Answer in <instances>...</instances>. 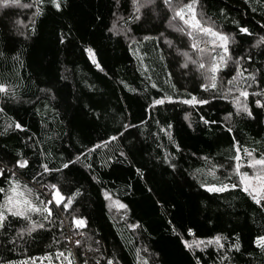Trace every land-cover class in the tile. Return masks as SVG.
<instances>
[{"label": "trees", "instance_id": "1", "mask_svg": "<svg viewBox=\"0 0 264 264\" xmlns=\"http://www.w3.org/2000/svg\"><path fill=\"white\" fill-rule=\"evenodd\" d=\"M19 1L36 13L16 50L0 26V206L15 188L41 211L3 212L0 264H82L86 248L91 264H264V198L234 173L264 159V0H183L234 35L238 66L215 87L167 0Z\"/></svg>", "mask_w": 264, "mask_h": 264}, {"label": "rangeland", "instance_id": "2", "mask_svg": "<svg viewBox=\"0 0 264 264\" xmlns=\"http://www.w3.org/2000/svg\"><path fill=\"white\" fill-rule=\"evenodd\" d=\"M133 1V12H136L138 7H141L146 1L149 0H132ZM188 4H193L195 10L196 19L199 20L200 24L204 28H210L213 32L218 33L221 36H226L227 40V51H225L224 42L221 41L218 37L213 36L209 33H204L198 29L191 28L188 24H185L183 20L176 16V12L181 8L185 9V19H190L191 14L188 13L186 6ZM167 5L170 8L173 16L172 25L175 29L180 31L182 34L189 38V41L192 44L197 45V47H193L187 59L192 60L194 62H198V64L203 65L202 71L205 76V79L208 83H226L228 78L233 73L234 69L237 68V57L233 54L232 45L234 44L235 38L232 32L224 29L219 24L214 22L212 19L207 17L201 10L198 8L196 3H185L183 0H175L170 1L167 0ZM36 13V5L35 4H22L20 1L15 4H9L7 6L0 5V26H2L5 35H6V43L7 47L10 50H16L18 45L21 42H30L32 37L30 36L27 27L29 23L33 20ZM122 15L117 14L114 23L113 30L115 32L122 33L126 35L127 38H131V34L124 25L121 24ZM191 33V35H189ZM136 54L140 55V48L137 47ZM217 67L215 72L211 71L213 67ZM213 77L215 78L213 81ZM245 92L241 89H235L233 93V98L235 100L237 109H242L245 107V96H242L241 93ZM260 160L255 157H251L250 162L247 165H244L241 162H238L234 168V173L237 176L238 184L243 188L249 187V192L253 187L260 189L259 182L255 181L253 178L257 175H264V166L257 165L255 168L251 167L253 161ZM239 166V167H238ZM224 185L223 187H226ZM220 186H207L208 189L218 188L222 189ZM252 195H256L253 193ZM9 198H11V202H9ZM259 200L264 198V191L259 192L257 197ZM25 196L23 192L14 191L13 195H9L6 201L0 206V213L9 212L8 209L11 208L12 212H33L30 210V205L25 204ZM112 207H119L118 202L112 201ZM76 220V219H75ZM264 237V236H263ZM262 238V237H261ZM260 240V239H259ZM188 245L192 246H202L205 244L204 241L198 240L195 238H191L186 240ZM209 242V241H208Z\"/></svg>", "mask_w": 264, "mask_h": 264}, {"label": "snow or ice", "instance_id": "3", "mask_svg": "<svg viewBox=\"0 0 264 264\" xmlns=\"http://www.w3.org/2000/svg\"><path fill=\"white\" fill-rule=\"evenodd\" d=\"M18 2H19V0H0V5L7 6L9 4H15V3H18ZM53 2L55 4V7L57 9H59L60 8L59 0H53ZM186 8H187L188 13L191 14L190 19H185L186 13H185V9L184 8H181L179 11H177L176 12V16L179 17L181 20H183L184 23L188 24L191 28L198 29V30H200V31H202L204 33H209V34H211L213 36L218 37L221 41L224 42L225 51H227L226 44H227L228 38L226 36H221L218 33L213 32L210 28H204L200 24L199 20L196 19L195 10H194L193 4H188L186 6ZM241 31L242 32H247L248 30L247 29H241ZM189 35H191V33H189ZM193 47L195 48V47H197V45L194 44ZM89 55L92 56L93 62L95 63V56H94V53L92 52L91 49H89ZM200 67H203V65H200ZM216 70H217V67H215V66L211 69V71H213V72H215ZM214 79L215 78L213 77V81H214ZM212 87H215V83L212 84ZM3 91H6L5 87L4 86H0V92H3ZM241 95L247 97L248 93L247 92H242ZM194 102H195V98H193L192 101H185V103H194ZM155 103L156 104H162V103H164V101L163 100H157ZM243 110L244 111H248L246 107H244ZM17 127H19V125H17ZM248 155L251 156V153H248ZM18 163H19V167H25L27 165V161L18 162ZM257 165L264 166V159L253 161L250 166L255 168ZM0 174H3L2 170H0ZM253 179L255 181L259 182L260 189L258 190L257 188L253 187L251 189V191L249 192V187H245L244 191L249 192L250 195H252L253 193H256V195H253V199H256L257 202L259 203V199L257 197L259 195V192L264 191V175L257 174ZM233 187H235V185ZM53 188H55V186H53ZM210 190L211 191H222L224 189L212 188ZM0 191H3V190L0 189ZM13 191H15V188L13 189ZM63 199L64 198L60 195L59 191L57 190L55 192V194H54V202L57 205H59L63 201ZM9 202H11V198H9ZM52 202L53 201H50L49 203H52ZM24 203L30 205V202L27 201V200H25ZM70 203H71V201L68 202L69 205H70ZM119 207L123 208V207H126V206L121 204V205H119ZM30 210L31 211H35V212H40L41 211L40 208H36L34 206H31ZM8 211L12 212V209L9 208ZM43 211L47 212L49 215H51V209L44 208ZM12 214L13 215H17V216H23L24 212L17 211V212H13ZM5 219H6V217L3 215V213H0V227H3V221ZM84 225H85V222L83 220H77L76 221V226L77 227H83ZM41 227H43V225H41ZM219 240H220V238L217 237L215 242L219 243ZM77 243H79V242H77ZM209 243H212V241H209ZM257 243L261 247H264V237L260 238V240H258ZM60 255H63V253H61ZM109 264H112V262L109 261Z\"/></svg>", "mask_w": 264, "mask_h": 264}, {"label": "built area", "instance_id": "4", "mask_svg": "<svg viewBox=\"0 0 264 264\" xmlns=\"http://www.w3.org/2000/svg\"><path fill=\"white\" fill-rule=\"evenodd\" d=\"M41 190L48 198V204H55L54 202V194L57 191L53 187L49 186H42ZM50 201H53L52 203H49ZM83 227H77L76 223L72 225H67V241L70 246V248L73 250L74 253H76V250L79 246L80 241L84 237V230ZM79 242V243H77ZM92 248H86V250L83 252V260L82 264H91L90 258L88 257V253L91 251Z\"/></svg>", "mask_w": 264, "mask_h": 264}]
</instances>
